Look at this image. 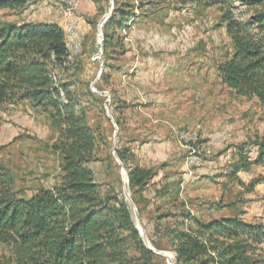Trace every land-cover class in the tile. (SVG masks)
I'll use <instances>...</instances> for the list:
<instances>
[{
	"label": "rangeland",
	"instance_id": "obj_1",
	"mask_svg": "<svg viewBox=\"0 0 264 264\" xmlns=\"http://www.w3.org/2000/svg\"><path fill=\"white\" fill-rule=\"evenodd\" d=\"M51 1L28 0V6L23 9L0 10V26L63 23L62 18L66 20L63 9ZM84 1L92 10L83 16L79 12ZM118 7L121 11L116 21L120 22L122 12H127L131 15L129 27L108 28L107 21L102 34L104 37L109 32L113 39L107 47L103 43L100 60H95L101 51L99 22L110 11L112 17ZM80 9L78 17L83 28L79 31L77 49L69 42L72 58L62 78L80 97L88 123L99 135V161L93 164V170L101 190L119 196L128 204L135 227L137 209L150 246L157 252L167 253L173 264H176V253L165 227L173 228L180 216L188 212L183 204L204 222L240 215L244 220L264 224V166L230 178L234 149L253 140L262 131L263 124L255 104L238 97L220 80L218 66L231 50V41L220 26L217 10L181 9L173 0L170 3L114 0L113 5L111 0H82ZM160 97L170 101L168 114L171 116L176 112L175 108L171 109L172 104L179 100L192 104L194 109L199 105L200 116L205 120L213 114L209 123L215 130L214 139L206 141L203 121L194 127L174 129L172 126V133L168 135H153L144 130L138 140L134 139L133 125L138 128L143 124L137 120L144 118L148 124L152 123V109L147 110L145 102ZM198 127L201 135L188 136L187 128ZM118 136L120 145L135 154L147 143H167L174 137L183 149H188L184 166L188 165L191 152L200 159L207 157V165L196 170L194 178L199 180L193 182L194 178L186 180V171L180 174L178 170L169 171L167 164H160L152 169L166 177L179 175L184 186L193 183L191 188L187 186L181 191L172 187L169 198L160 201L152 197L157 188L156 183H151L144 193L135 195L129 189V182L125 185L123 170L128 172L117 160ZM57 144L58 132L47 115L28 104L4 107L0 122V165L11 174L20 196L30 198L38 190L51 188L61 180L62 158L57 153ZM206 150H211V156ZM212 161L210 175L206 176L203 168ZM202 179L207 180L197 185ZM126 190L134 205L127 201ZM134 200H139L144 207L142 214ZM143 246L147 248L144 241ZM153 253L157 257L152 264H169L166 256ZM132 254L141 256L136 248ZM9 257V250L0 245V264H6Z\"/></svg>",
	"mask_w": 264,
	"mask_h": 264
},
{
	"label": "trees",
	"instance_id": "obj_2",
	"mask_svg": "<svg viewBox=\"0 0 264 264\" xmlns=\"http://www.w3.org/2000/svg\"><path fill=\"white\" fill-rule=\"evenodd\" d=\"M173 1L181 9L219 13L220 26L231 41L218 66L220 80L255 104L263 124L253 140L236 146L230 178L263 167L264 0ZM27 6L28 0H0V10ZM120 11L115 8L108 28L129 27L127 12L116 21ZM104 39L107 47L113 36L105 32ZM71 58L58 24L0 26V122L5 106L30 105L51 119L62 158L61 180L30 198L19 195L11 174L0 165V245L10 253L6 264H152L157 256L143 246L128 204L103 192L97 181L93 164L99 161V135L88 123L80 97L62 78ZM116 123L121 126L118 119ZM116 153L128 172L131 192L144 193L157 171L141 168L135 153L120 145V136ZM174 186H162L157 197L172 193ZM134 202L142 214L144 207ZM183 209L188 212L174 227H165L176 264H264V224L246 222L240 215L204 222L186 204ZM133 248L141 256H134Z\"/></svg>",
	"mask_w": 264,
	"mask_h": 264
},
{
	"label": "crops",
	"instance_id": "obj_3",
	"mask_svg": "<svg viewBox=\"0 0 264 264\" xmlns=\"http://www.w3.org/2000/svg\"><path fill=\"white\" fill-rule=\"evenodd\" d=\"M91 10H92V8L88 7V5H85V1H84V4L82 5L79 13H81L84 16V15H86V13H90L89 11H91ZM62 19H63V23H59L57 21H49L46 23L58 24L63 28L64 23H65V19L64 18H62ZM80 20L82 22L83 18L81 17ZM25 23H30V22H25ZM81 27L83 28V24L81 25ZM168 102H170V101L164 100L162 97H160L157 100L151 99V100L145 102L147 105V108H148L147 110L152 109V112H151L152 117L150 118L152 123L148 124V121L145 120L144 118H142L141 120H137V121L142 122L143 124H142V126H141V124H139L140 127L137 126L138 128H136V126L133 125V127L135 128L134 139H136L140 135V133L141 134L145 133V131H147V133H151L153 135H168V134L172 133V130H171L172 126L174 129H181V128L186 127V126L194 127V126L200 124L201 121H203L202 127L204 126V133L206 136V138H205L206 141H208L212 138L214 139V136H212V133L215 130L210 128L211 124L209 123L210 122L209 120L211 118H213V114H212V117L207 116L206 120H205V117L200 116L199 105H195V109H194L192 106H190L192 104L189 103L187 105L188 102L187 103L181 102L179 100L178 102H176V104L174 106L172 104L171 109L175 108L176 112L174 113V116H171L168 114V110H169L170 105H171ZM149 117H150V115H149ZM165 123H167L168 126H166ZM138 139L139 138H137V140ZM206 144H209V143H206ZM206 152L209 156H211V154H212L211 150H206ZM235 153H236V148L234 149V152L231 156L232 157L231 164L233 163ZM135 155H136V159H137V164L141 168L152 169V168H155L156 166H158L160 164H162V165L167 164V168L169 169V171H177L178 170L180 174L185 173V166H184L185 150L181 147V145L178 143V141L175 140L174 137L171 140H169L167 143H161V144L160 143L153 144L152 142L149 144L147 143L143 147L139 148V150L136 152ZM213 164L214 163L212 161L209 164L210 166H206L203 168V171H205L206 176H208L209 170H211ZM173 173L175 174V172H173ZM178 176L179 175H169V177H166V175L162 174V172H159L157 177L153 180L152 184L156 183L157 190L161 189L162 186H165L168 184H174L175 185L174 187L176 188V190H181V191H182V189H184V187H187V186H188V188L189 187L191 188L190 185L193 184L192 182L191 183L189 182L187 185L185 184V186H184V184H182V182H181L183 180H180V178H178ZM184 177H185V175H184ZM165 178H166V180H165ZM196 179L197 178H194L192 181L195 182V181L199 180V179L198 180H196ZM206 180L202 179L201 181L198 182L197 185H203L206 182ZM178 183L181 184L180 187L177 185ZM185 190H186V188H185ZM170 191L172 192V190H170ZM191 194L192 193H190V195ZM192 195H194V194H192ZM165 196L157 197L156 192H155L154 196L152 195V197L155 198V200H160V201L162 200L163 201L165 199H168L170 194H167ZM206 198H208V197L206 196ZM223 217H229V215H226ZM244 221L249 222V223H254V224L259 223L258 221H247V220H244Z\"/></svg>",
	"mask_w": 264,
	"mask_h": 264
},
{
	"label": "built area",
	"instance_id": "obj_4",
	"mask_svg": "<svg viewBox=\"0 0 264 264\" xmlns=\"http://www.w3.org/2000/svg\"><path fill=\"white\" fill-rule=\"evenodd\" d=\"M59 1V0H56ZM64 2V11L69 12V20H65V22H69L70 26L74 28V36L73 42H75V48L77 49V34L80 31V21L78 17V12L80 9V5L82 0H66ZM200 128H187L188 136L189 135H201L199 130ZM184 150H188L184 148ZM204 165H207V157L201 158L199 160H192V152H191V161L187 166H185L186 171V180L194 178L196 175V170Z\"/></svg>",
	"mask_w": 264,
	"mask_h": 264
},
{
	"label": "water",
	"instance_id": "obj_5",
	"mask_svg": "<svg viewBox=\"0 0 264 264\" xmlns=\"http://www.w3.org/2000/svg\"><path fill=\"white\" fill-rule=\"evenodd\" d=\"M113 3H114V0H111V5H113ZM110 13H111V11H110L108 14H106V15L103 17V19L99 22V26H98V29H99V36L102 38V39H101V51H100V53L96 56L95 60H100L99 56H100V54H101L102 51H103V47H104V44H103V43H104L105 39H104L103 34H102V27H103V25L109 20V18H110V16H111ZM93 85H94V84H93ZM93 85H92V86H93ZM92 91L95 92V90H94V86H93V88H92ZM96 93H97V92H96ZM118 158H119V157H118ZM117 160H118V162H120V159H117ZM120 163H121V162H120ZM123 173L126 174V178H127L128 182H129L128 174L125 172V170H123ZM125 196H126L127 201H128L130 204L134 205L133 202H132V200H131V198H130L129 193L127 192V190L125 191ZM135 212H136V214H135L136 229L139 231V234H140L141 238L143 239L144 243L146 244L147 248H148L150 251H152V252H155V253H158V254H161V255L166 256V257L168 258V262H169V264H173L172 261H171V259H170V257H169V255H168L167 253H164V252H157L153 247L150 246L149 241H148L147 238L145 237L144 230H143V228H142L141 225H140V219H139V217H138L137 209H136V208H135Z\"/></svg>",
	"mask_w": 264,
	"mask_h": 264
},
{
	"label": "bare ground",
	"instance_id": "obj_6",
	"mask_svg": "<svg viewBox=\"0 0 264 264\" xmlns=\"http://www.w3.org/2000/svg\"><path fill=\"white\" fill-rule=\"evenodd\" d=\"M63 1H66V0H59V1L52 0L51 2L53 4H55L56 6H59L64 11V2ZM64 15H65L66 20H69V12L68 11H64ZM63 30H64V34H65V37H66L67 42H68L67 45H69V42H73L74 28L70 26L69 22H66L65 27H64ZM78 37H79V33L77 34V41H78ZM73 44H75V42H73ZM68 49H69V51L71 53V49L69 48V46H68ZM199 159H200V157L197 154H192V160H199ZM190 161H191V156L188 159V164H189ZM124 182H125V185H127L128 180L126 178V174L125 173H124Z\"/></svg>",
	"mask_w": 264,
	"mask_h": 264
}]
</instances>
